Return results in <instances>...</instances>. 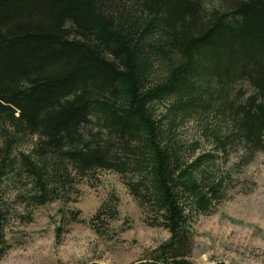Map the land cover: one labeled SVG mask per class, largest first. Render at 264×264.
Returning <instances> with one entry per match:
<instances>
[{
  "label": "trees",
  "instance_id": "16d2710c",
  "mask_svg": "<svg viewBox=\"0 0 264 264\" xmlns=\"http://www.w3.org/2000/svg\"><path fill=\"white\" fill-rule=\"evenodd\" d=\"M261 149L264 0H0V218L4 173L44 203L109 169L170 233L133 264H192L222 162Z\"/></svg>",
  "mask_w": 264,
  "mask_h": 264
},
{
  "label": "rangeland",
  "instance_id": "374dc122",
  "mask_svg": "<svg viewBox=\"0 0 264 264\" xmlns=\"http://www.w3.org/2000/svg\"><path fill=\"white\" fill-rule=\"evenodd\" d=\"M194 136L198 150L210 143ZM26 136L20 149L27 150ZM229 154V174L221 198L206 213L192 216V264H264V149L248 162ZM0 264H133L146 260L169 237L158 220L147 217L120 175L96 169L60 189L59 197L35 202L27 178L9 183L1 175ZM108 202L116 213L104 214Z\"/></svg>",
  "mask_w": 264,
  "mask_h": 264
}]
</instances>
